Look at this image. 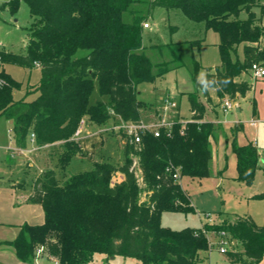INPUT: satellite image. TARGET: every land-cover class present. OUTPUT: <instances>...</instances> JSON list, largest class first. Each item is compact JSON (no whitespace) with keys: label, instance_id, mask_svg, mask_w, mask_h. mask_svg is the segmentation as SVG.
<instances>
[{"label":"trees","instance_id":"1","mask_svg":"<svg viewBox=\"0 0 264 264\" xmlns=\"http://www.w3.org/2000/svg\"><path fill=\"white\" fill-rule=\"evenodd\" d=\"M142 1L7 0L0 4L14 14L25 2L33 16L25 54L0 47V119L13 121L18 148H24L29 137L38 148L59 143L60 164L65 167L74 156L84 154L76 131L85 120L99 126L113 120L114 128L142 121L139 85L168 70V62H152L142 43L144 23L149 24L147 15L135 6ZM157 4L180 8L190 19L218 32L221 65L207 73L205 82L198 83L200 88L206 93L215 88L221 101L226 97L235 101L251 90L249 82L236 78L255 62L264 66V0H152V5ZM243 11L246 18L240 16ZM80 50L86 53L77 55ZM6 64L40 66L41 79L16 98L22 82L6 70ZM154 67H159L158 74ZM199 69L195 61V80ZM96 86L106 100L94 99ZM32 93L38 95L27 99ZM189 95L192 118L184 127L174 120L170 127L161 128L159 136L142 133L140 142L120 129L126 136L122 164L99 161L63 182L52 168L39 172L28 200L42 206L44 220L18 225L16 237L5 241L17 258L34 263L36 250L44 246L43 256L55 258L58 264H92L96 253L133 257L142 264H209L215 244L204 231L207 225L177 230L161 224L166 210H195L183 178L211 175L216 126L203 120L205 105L194 92ZM232 144L238 179L251 185L259 168V150L253 143L240 145L235 136ZM176 171L179 180L173 175ZM117 174L123 179L115 182ZM211 228L217 235L225 230L231 241L243 246L224 253L229 263L259 264L264 258V223L239 215Z\"/></svg>","mask_w":264,"mask_h":264},{"label":"rangeland","instance_id":"2","mask_svg":"<svg viewBox=\"0 0 264 264\" xmlns=\"http://www.w3.org/2000/svg\"><path fill=\"white\" fill-rule=\"evenodd\" d=\"M6 1L0 0V4ZM135 6L147 15L145 22L149 23V27L144 23L142 43L146 47L148 56L154 64L168 62V70L164 74L157 75L153 82H142L138 87L139 98L144 102L141 108L144 122L190 121L192 110L189 94L194 92L196 98L205 105V121L216 122L215 126L219 132L217 141L213 143L214 158L210 163V177L201 182L192 180V184L187 188L195 210L186 212L166 210L162 213L161 224L177 230L207 225L206 235L215 244L210 253L209 264H241L228 262L225 254L219 249V237L211 227L221 223L217 220L216 214L223 213L226 219L234 221L236 216L248 214L250 210L257 212L259 206L264 203V201L259 203L261 200L250 199V196H253L250 195V191L254 194L258 185H264V177L260 176L261 182L255 180L252 186H248L236 178L237 176L230 175L231 163L235 159L232 149L234 140L232 128L235 124V128L239 127L237 124L241 125L237 131L238 143L240 139L255 142L259 131L264 134V77L256 78L251 71L237 77L238 81L249 82L252 88L245 96L232 100L234 108L224 112L223 101L220 100L215 88L209 87L206 93L198 86V83L205 82L210 70L213 71L216 66L221 65L218 32L206 27L204 22L190 19L180 8L152 5V0H143ZM256 11L259 13L257 8ZM240 16L246 18L247 14L243 11ZM32 21L33 16L25 2L21 3L18 12L14 14L7 8H0V47L25 54L30 40L29 26ZM194 41H200V44H192ZM85 53L86 51L80 50L77 55ZM239 54L242 58L241 47ZM195 61L200 64L196 80L193 79ZM5 68L14 78L22 82V87L15 91L16 98L24 96L26 88L41 79L40 66L28 69L15 64H6ZM153 72L158 74L159 67H154ZM37 95L38 93L29 94L27 99L31 100ZM97 98L106 100L105 96L99 94L96 86L94 99ZM172 103L175 106H172ZM236 106H240L241 110L236 111ZM253 119H258L260 122L256 126H251L250 122ZM113 125V120L105 126L85 120L77 137L84 154L74 156L68 165L62 167L59 143L38 148L29 137L25 147L19 149L13 139V121L1 118L0 143L5 145L11 143L12 147L0 148V182L15 183L18 194L24 195L30 193L37 174L47 168L54 169L58 180L63 182L72 174L92 169L99 161L122 164L125 160L126 136ZM134 157L137 163L138 157ZM137 164L139 165V162ZM219 170H223L224 176L219 175L221 172ZM137 172L141 174L139 168ZM121 180L120 174L114 176L115 182ZM187 181H189L187 178H183L184 185ZM41 213L42 210L39 215L43 217ZM263 223L264 220L261 224ZM17 232L15 225H0V264H23L17 258L13 246L5 243L6 240L13 239ZM228 247L230 250L235 248L233 244ZM240 247L242 248L241 243ZM39 264H57V262L55 259L46 258L41 259ZM92 264H142V261L133 257L96 253Z\"/></svg>","mask_w":264,"mask_h":264},{"label":"crops","instance_id":"3","mask_svg":"<svg viewBox=\"0 0 264 264\" xmlns=\"http://www.w3.org/2000/svg\"><path fill=\"white\" fill-rule=\"evenodd\" d=\"M240 110H241V107L240 106H236V111H240ZM203 120H205V119L203 118ZM142 121H144L143 118H142ZM252 121H255V124H252ZM217 122L219 123V125L221 124V122H219V121H217ZM258 122H260L258 119H253V120H251L250 125L251 126H256L258 124ZM214 123H216V122H214ZM237 125H239V127L237 128V131H238V129L241 127V125L240 124H237ZM235 127H236V124H235ZM235 127L232 128V134L237 139V133L238 132L237 131L233 132ZM218 133L219 132H218L217 127H216L215 134H214L213 138L211 139L212 152H214L213 151V143H215V141H217L216 139H217V134ZM31 139H32V142H34V139L33 138H31ZM254 141L255 142H252V141H249V140L246 141L245 139H240V143L239 144L240 145H244V144H248V143H253V144H255V146H257V148L259 150V168L256 171V175H255L254 181L255 180H260V182H261V177L260 176L264 177V175H263L264 174V149H262V148H264V134H261L260 131H259L256 134V138H255ZM46 146H48V145H46ZM10 147H12L11 143H8L6 145L0 143V148L9 149ZM19 149H23V148H19ZM234 155H235V157H234L235 159L231 163L230 175H233L235 177L237 176L236 178H238L237 157H236L235 153H234ZM213 158H214V153H213ZM219 171H221L219 173V175L224 176L222 174L223 170H219ZM209 177H207V178H209ZM120 178L123 179V176L120 175ZM185 178H187L189 180V181H187V184L184 185L183 179H182L181 183H182V186L184 187V189L187 192H188L187 188L189 187L188 185L192 184V180H197V181L199 180L198 182H201L203 179H205V178L198 179V178H190V177H185ZM252 185L253 184L248 185V186H252ZM260 193H263V196L261 198H256L255 195L256 194H260ZM188 194H189V197H190V200H191V195H190L189 192H188ZM250 195H253V196H250V199L261 200L259 203H262L264 201V185H261V186L258 185V189L256 190V192L253 194V191H250ZM29 196H30V193L24 194V195L18 194V191H17L15 183L5 182V184H3V183L0 182V225L2 224V225H15V226H18V225H21V224H23L25 222H28V223H31V224L42 223V221H43L42 219H44V212H43V209H41L42 206L40 204H34V203L29 202V200H28ZM191 204H192V202H191ZM192 206H193V204H192ZM193 207L195 209V206H193ZM40 210H42L43 217H40V215H39L40 214ZM216 215H217V220H220V222L223 219H226V216L223 213L222 214L221 213L220 214H216ZM244 215L251 216L253 218V220L257 224L261 225L262 221L264 220V203H262L259 206V209L257 210V212H253L252 210H250L248 212V214H244ZM238 216H236L234 218V220ZM18 230H19V228L17 227V231ZM10 240H12V239H10ZM233 242H232V244L234 245V247L236 249L243 250V246L241 248L239 242L234 241V240H233ZM46 258L47 257H44V256L40 257V258L36 259L33 264H39V261L41 259H46ZM47 259H55V258L51 257V258H47ZM263 260H264V258L259 262V264H262ZM56 262H57V260H56ZM21 263L27 264V263H24V262H21ZM57 264H58V262H57Z\"/></svg>","mask_w":264,"mask_h":264},{"label":"built area","instance_id":"4","mask_svg":"<svg viewBox=\"0 0 264 264\" xmlns=\"http://www.w3.org/2000/svg\"><path fill=\"white\" fill-rule=\"evenodd\" d=\"M146 27H149V24H145ZM250 71L253 73V75L256 78H263L264 77V66L260 63H253L250 67ZM172 106H175L174 103H172ZM223 111L228 112L229 110H232L234 108L233 101L226 97L223 100L222 103ZM173 121H159L155 123H147L144 121L140 122H123L119 125H116L115 128L118 129H124L127 135L134 137L135 142H140L141 140V134L145 132H153L156 136H159L161 133L162 127H170L172 125ZM84 122L81 123V126L76 131V137H78L81 133V127ZM252 124H255V121H252ZM182 126H185V123H182ZM174 177L176 179H180V174L176 171L174 174ZM207 233V230H204ZM219 237V249L222 253H225L227 250H229V245L232 244L233 241L229 239V236L225 230H221L218 232ZM211 242V241H210ZM213 243V242H212ZM44 253V246L39 247L36 250V259L43 257Z\"/></svg>","mask_w":264,"mask_h":264}]
</instances>
